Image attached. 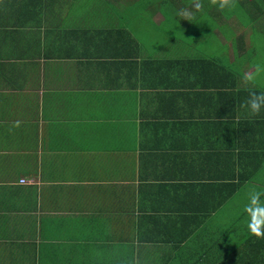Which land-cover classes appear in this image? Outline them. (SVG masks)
<instances>
[{
    "label": "crops",
    "instance_id": "0c3cea01",
    "mask_svg": "<svg viewBox=\"0 0 264 264\" xmlns=\"http://www.w3.org/2000/svg\"><path fill=\"white\" fill-rule=\"evenodd\" d=\"M241 1L226 39L189 0H0V264H264V111L240 107L264 0Z\"/></svg>",
    "mask_w": 264,
    "mask_h": 264
},
{
    "label": "clouds",
    "instance_id": "9594fccd",
    "mask_svg": "<svg viewBox=\"0 0 264 264\" xmlns=\"http://www.w3.org/2000/svg\"><path fill=\"white\" fill-rule=\"evenodd\" d=\"M210 4L217 6L220 10L234 8L236 0H210ZM196 12L203 10L202 0H194L192 5ZM185 19L191 18L193 12L181 10L179 13ZM264 78V63H254L248 72L242 76L243 83L253 88L257 86L258 80ZM241 108L247 109L249 115L259 116L264 111V91H250L248 97L241 103ZM19 126V122H17ZM264 191L250 187L248 190V202L243 212L248 217L247 229L256 238H264Z\"/></svg>",
    "mask_w": 264,
    "mask_h": 264
},
{
    "label": "rangeland",
    "instance_id": "374dc122",
    "mask_svg": "<svg viewBox=\"0 0 264 264\" xmlns=\"http://www.w3.org/2000/svg\"><path fill=\"white\" fill-rule=\"evenodd\" d=\"M190 4L193 5L192 0H189ZM203 10L207 11V23L209 22H215L216 19L220 20L221 23H225L222 30L224 31L223 36L226 39H229L232 34V28L230 26H233V22L231 21V18L233 19V16H235V21H238L239 23H243V18L246 17L247 12L245 9L246 2L242 1L239 3L236 2V6L234 8H225L223 10H215L213 9L214 5L210 4V0H203ZM214 14H217L216 16ZM145 24L136 25V28L142 27ZM201 25H204L203 23H195L194 27H191V32L189 35L186 36V38H190L191 42H195L196 47L201 48L206 45V43L209 41L208 38L210 37L211 33L210 30L206 27L204 28V32L201 34H196L195 29L197 27H200ZM196 27V28H195ZM257 56L261 55V57H264V50L256 54ZM244 218V217H242ZM246 218V217H245Z\"/></svg>",
    "mask_w": 264,
    "mask_h": 264
},
{
    "label": "trees",
    "instance_id": "16d2710c",
    "mask_svg": "<svg viewBox=\"0 0 264 264\" xmlns=\"http://www.w3.org/2000/svg\"><path fill=\"white\" fill-rule=\"evenodd\" d=\"M145 52H146V54H147V53H149V52H150V50H149V49H146V50H145ZM141 67H142V65H141Z\"/></svg>",
    "mask_w": 264,
    "mask_h": 264
},
{
    "label": "built area",
    "instance_id": "2783aa9c",
    "mask_svg": "<svg viewBox=\"0 0 264 264\" xmlns=\"http://www.w3.org/2000/svg\"><path fill=\"white\" fill-rule=\"evenodd\" d=\"M20 183H21V184H23V183H24V181H23V180H21V181H20Z\"/></svg>",
    "mask_w": 264,
    "mask_h": 264
}]
</instances>
